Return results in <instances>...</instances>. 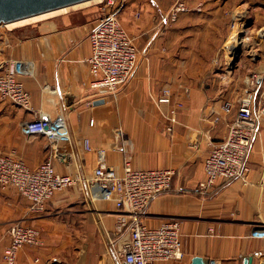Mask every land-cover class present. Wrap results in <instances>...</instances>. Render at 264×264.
Wrapping results in <instances>:
<instances>
[{
    "label": "crops",
    "instance_id": "obj_1",
    "mask_svg": "<svg viewBox=\"0 0 264 264\" xmlns=\"http://www.w3.org/2000/svg\"><path fill=\"white\" fill-rule=\"evenodd\" d=\"M123 1L120 19L140 55L132 78L116 95L91 88L89 34L103 8L48 16L0 36V70L9 60L23 61L28 73L18 79L30 94L28 108L0 97V153L13 154L30 168L51 158L61 174L87 176L97 166L96 154L84 149L87 138L107 150V164L118 172L126 156L136 169L172 168L174 189L152 201L144 221L158 227L179 218L185 255L157 264H192L194 258L206 264H263L264 237L254 233L264 231V118L247 156L246 179L220 182L207 196L197 191L206 178L205 158L226 137L250 89L249 75L259 77L263 94L264 0H186L190 11L167 27L160 20L171 2ZM160 11L166 13L157 19ZM228 14L243 27L253 23L246 29L253 43L242 49L234 71L223 73L211 60L226 53ZM164 87L172 89L174 101L184 103L173 133L163 115L168 106L153 101ZM99 100L104 101L96 104ZM227 102L233 105L231 115L223 110ZM59 115L67 120L70 140L24 132L26 122ZM31 205L15 190L0 187V264H5L3 251L17 220L36 227L41 242L21 248L16 264H120L112 244L118 237L114 201H92L81 185L57 192L42 211Z\"/></svg>",
    "mask_w": 264,
    "mask_h": 264
},
{
    "label": "built area",
    "instance_id": "obj_2",
    "mask_svg": "<svg viewBox=\"0 0 264 264\" xmlns=\"http://www.w3.org/2000/svg\"><path fill=\"white\" fill-rule=\"evenodd\" d=\"M105 1L109 11H106V7L103 8V14L89 34L91 55L88 58L91 88L103 96L116 95L119 88L129 82L140 55L135 39L122 26L120 14L125 7L124 1ZM171 1L168 13L160 20L162 27L169 26L181 14L190 11L186 0ZM200 8L201 5L198 10ZM27 73L28 69L23 61L6 62L0 70V97L17 106L28 108L30 94L18 79ZM258 80L257 76L248 79L250 89L240 99L226 137L205 158L203 165L206 178L200 182L198 194L209 195L220 182L246 179L249 172L247 156L258 134L259 122L264 118V91L260 96ZM188 91L185 89V93ZM173 96L172 89L164 87L153 98L157 105L168 106L163 114L168 133H173L174 126L178 123V113L184 107V103L174 101ZM223 110L231 115L233 105L227 102ZM93 123L94 120L90 122L91 125ZM24 132L28 135H44L50 141L71 139L68 123L63 115L53 119L40 116L26 122ZM83 146L86 152L94 153L97 157V166L87 176L80 172L61 174L51 158H47L36 168H30L21 158L0 153V187L15 190L31 202L32 210L42 211L57 192L83 185L88 188L92 201H114L116 204L118 215L115 232L118 237L112 244L116 248L120 264H157L160 261L182 260L185 253L181 220L169 218L158 227H150L144 221L152 201L174 189V169H136L131 158L126 156L123 170L118 172L108 166L105 148L92 146L87 138L83 139ZM9 234V244L3 251L5 264H16L21 248L41 242L40 231L24 220L13 222ZM254 235L264 237V231ZM117 244L122 245L117 247ZM208 264L220 262L210 260Z\"/></svg>",
    "mask_w": 264,
    "mask_h": 264
},
{
    "label": "rangeland",
    "instance_id": "obj_3",
    "mask_svg": "<svg viewBox=\"0 0 264 264\" xmlns=\"http://www.w3.org/2000/svg\"><path fill=\"white\" fill-rule=\"evenodd\" d=\"M170 2L172 4L171 0H161V4H166V6L170 5ZM106 3L107 2L105 0H91V1H88V2L81 3L79 5H76V6L65 8V9L61 10L59 13H56L54 15L64 14V13H67V12H74L75 10L82 9V8H89V7H98L100 9V8L106 7ZM106 9L108 10L107 7H106ZM165 13H166L165 11L164 12L160 11V13H159L160 15H157V19H160V17L163 14H165ZM54 15H52V16H54ZM226 16H227V19L229 18L228 24H229V27H230V33L228 35V40H227V43L225 44L226 53H224V51H223V52L220 53V55L214 57L211 60V64L213 66H215L216 68H220L223 73H226V72L232 73L234 71V68H235V65H236V64L232 65V62L234 61V58H235V57L231 56L232 50L234 48L238 47L239 45H242L240 43V39H242V38L246 41L243 44L244 46L242 45V49H244V50L250 49L252 46H250L249 43L251 44L252 38L248 34L249 30L247 31L246 29H244L243 22L241 23V21L239 19H237L236 17L232 19L231 14L230 15L228 14ZM33 21H35V20H30L28 22H25L23 25L28 24V23L33 22ZM251 24H253V23H251ZM20 26H22V25H20ZM122 26L124 27L123 24H122ZM16 27H19V26H8V25H6V26L2 25L1 26L0 25V36L6 35L7 33L10 32V29H14ZM251 27H253V26L251 25ZM125 30L127 31L126 28H125ZM162 30H164V29H162ZM238 30H239V32H238ZM234 34H235V36H234ZM129 35L132 36V34H130V33H129ZM239 36L241 37L240 39L238 38ZM238 39H239V41H238ZM263 40L264 39H260V41H263ZM254 46H256V45H254ZM229 62H231V64ZM218 71H220V70H218ZM252 76H255V75H253V74L249 75V77H252ZM258 90H259V93H260L261 87H259Z\"/></svg>",
    "mask_w": 264,
    "mask_h": 264
},
{
    "label": "water",
    "instance_id": "obj_4",
    "mask_svg": "<svg viewBox=\"0 0 264 264\" xmlns=\"http://www.w3.org/2000/svg\"><path fill=\"white\" fill-rule=\"evenodd\" d=\"M91 0H0V24L7 25L15 21L39 16L44 13L56 11L73 5L81 4ZM251 23H247L244 29H249ZM242 52V45L234 48L231 56L235 57L232 65H234ZM104 100L95 102L101 104ZM251 260H245L248 264ZM192 264H206L200 258H194Z\"/></svg>",
    "mask_w": 264,
    "mask_h": 264
},
{
    "label": "bare ground",
    "instance_id": "obj_5",
    "mask_svg": "<svg viewBox=\"0 0 264 264\" xmlns=\"http://www.w3.org/2000/svg\"><path fill=\"white\" fill-rule=\"evenodd\" d=\"M77 5H79V4H77ZM73 6H76V5H73ZM66 8H69V7H66ZM63 9H65V8H62V9H59V10H56V11H51V12H48V13H44V14H41L39 16H35V17H31V18L20 20V21H15V22H12V23H8L7 25L8 26H20V25H23L25 22H28L30 20H35L36 21V20H40V19H43V18L48 17V16H52V15H54L56 13H59ZM238 38L240 39L241 37L239 36ZM239 39H238V41H239ZM242 39H240L241 42H242ZM243 41H245V40H243Z\"/></svg>",
    "mask_w": 264,
    "mask_h": 264
}]
</instances>
